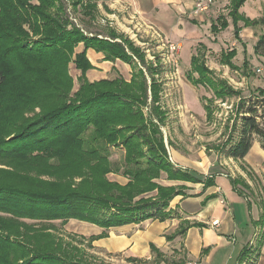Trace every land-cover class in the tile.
<instances>
[{"label": "trees", "instance_id": "obj_1", "mask_svg": "<svg viewBox=\"0 0 264 264\" xmlns=\"http://www.w3.org/2000/svg\"><path fill=\"white\" fill-rule=\"evenodd\" d=\"M245 1L230 2L229 16L235 26L239 21L247 26L264 24V17L253 21L239 13ZM69 2L74 9L81 5L90 16L95 11L90 0ZM227 25L226 19H219L212 29L217 32ZM97 35L70 19L64 0H0V161L6 164L0 168V264H110L88 251L92 237L85 244V237L61 233L54 222L65 225L77 219L108 230L149 218L165 219L172 212L166 210L169 201L179 188L165 187L155 180L165 173L168 179L198 181L189 172L174 169L169 161L154 121L165 119V112L157 105L158 84L151 85V110L146 113L149 87L142 70L131 82L122 78L90 82L86 78L92 65L85 52L74 51L80 43L103 51L107 59L125 62L132 60L127 45L139 62L146 64L141 50L123 35L111 32L110 39ZM117 38L122 42L115 41ZM255 50L264 54V34ZM234 56L235 50L223 56L222 62L235 67ZM199 59L193 57V67L200 82L217 98L240 96L241 92L224 80L211 76ZM71 62L82 72L75 91ZM148 72L154 70L149 67ZM205 108L211 119L210 103ZM235 111L227 138L215 148L223 158L243 159L255 139L264 149V91L240 97ZM111 144L125 149L122 162L108 161L105 150ZM85 147L92 148L91 152ZM67 157L81 167L76 174L63 175L65 185L57 189L53 167ZM42 161L49 167L40 177L49 179H21L24 169ZM106 172L121 173L128 182H107L103 178ZM230 182L253 193L241 179L231 178ZM155 190L156 196H147ZM258 221L254 242L242 249L239 264L247 255L255 264L260 256L264 222ZM129 261L144 263L137 258ZM162 261L170 263L157 251L155 262Z\"/></svg>", "mask_w": 264, "mask_h": 264}, {"label": "crops", "instance_id": "obj_2", "mask_svg": "<svg viewBox=\"0 0 264 264\" xmlns=\"http://www.w3.org/2000/svg\"><path fill=\"white\" fill-rule=\"evenodd\" d=\"M90 1L95 4V11L92 16L84 13L81 5H78L77 9H74L71 4L70 8L74 12L81 13L82 18L90 22H95L98 16L103 20L108 19V33H96L98 34L97 36L110 39L109 34L114 32L117 35H123L132 45L138 47L130 36L126 35L125 32H120L115 27V24L117 25L118 23L119 13L125 14L126 9H130L131 7L139 14V17L142 19L141 21L150 28H153L156 34L168 41V45L174 44L177 46V54L186 56V60L190 66L187 73L188 82L194 87H206L213 93L211 97L202 96L197 100L201 101L203 108L202 117L206 121V124L213 123L215 115L213 104L216 101L225 102L226 100H231V98H236L238 102L240 97L245 96L242 89L232 84L231 78L219 75L216 73L218 68L208 64L207 55L210 52L208 51L210 48L205 43L199 41L192 52L187 49V45H189L188 43H192L193 40L195 41L197 38L195 37V33L200 27L209 28L212 34H218L220 31L223 32L230 26H233L235 37L241 39V30H248V28L256 27L262 23L247 26L243 21H239L237 26H235L232 18L229 16L230 8L226 16L223 14L211 16L213 10L211 11L210 9L215 5L214 1L206 11H199L197 9V0ZM86 2L83 3V6ZM230 2L231 0L227 3V7H230ZM245 2L239 8V13L247 18L248 16L243 12ZM71 10L67 11L66 9L70 19L76 22L78 26L84 28L83 25L78 23L76 18L72 17ZM219 19L220 21L221 19L222 21L226 19L228 25L225 29L214 32L212 29L213 25L219 23ZM248 19L254 21L260 18L248 17ZM240 22H243V26L240 25ZM236 28H238V32L235 31ZM115 41L122 42L120 38L115 39ZM125 47L128 54L132 56V60L128 62L120 58H115L114 60L107 59L103 51L92 47L85 48L83 43L78 44L74 51L76 53L85 52L86 57L92 65L85 74L90 82L113 80L116 78H122L126 82H131L135 73L142 70L149 87L148 106L145 107L148 108L147 112L144 109L146 113H149L151 110L152 83L154 82L160 86L157 105L165 112V119L163 122H159L157 119H154V121L158 124L159 130L162 133L169 161H171L174 169L189 172L199 182L168 179L165 173H162L161 177L155 180L159 185L179 188V191L170 199L166 209L172 211L168 218H149L133 222L132 224L111 227L108 230L77 219L69 220L71 225L74 226L72 223L82 222V224L87 225L89 230H92L93 233L84 240V243L87 244L90 238H93L90 241L92 246L88 248L91 254L97 256L94 251V243H96L97 246L103 248L108 253L125 256L126 264H131L129 258L143 260V264H157L155 262L157 251L170 262L165 263L162 261L159 264H239V255L242 249L254 242L256 233L259 230L255 221L260 219L264 211V204L262 206L256 203L249 194V191L243 188V185L238 184L234 186L230 181L231 178L241 179L251 191L256 192L260 190L263 193L264 186L261 185H264V149L261 147L259 140L255 139L251 149L243 159H232L221 157L219 151L214 146L215 142L210 137H206V140H203L198 149L191 144L182 142L181 138L171 137L169 139L162 130L163 126L169 121L167 110L161 104L163 80L160 74L163 72L162 66L158 59L156 61L145 59L146 64H142L128 49L127 45ZM139 49L141 52L144 51L141 47ZM233 50H235V56L232 58V63L235 67L222 62L221 59ZM237 54L236 48L222 51L220 66L235 72L241 71L243 72V76H247V73L244 71L248 68L249 63L245 60L242 66L236 65L233 59ZM194 56L200 58L199 60L208 68L211 76L224 80L234 90L241 92L240 96L227 97L223 100L217 98L214 91L208 85L200 82L199 73L194 69L192 64ZM71 63L75 64L74 62ZM120 65L124 69H129L130 72L128 73V70H126V76L121 73L122 76L109 77L115 70L120 69ZM149 67L154 70V73L148 72ZM77 70L79 71L77 77H79L82 72L78 68ZM259 90L264 91V86H257L253 92H259ZM209 103L213 110L211 119L208 118V112L205 108ZM110 174L117 176V179H111V181H116L120 184L128 182V179L121 173L110 172ZM121 177L124 181L118 179ZM156 194L157 190L147 196H156ZM215 220L219 221L217 225L213 224ZM84 237L86 236L84 235ZM97 257L101 259L99 256ZM107 263L113 264L112 262ZM255 264H264V244Z\"/></svg>", "mask_w": 264, "mask_h": 264}, {"label": "rangeland", "instance_id": "obj_3", "mask_svg": "<svg viewBox=\"0 0 264 264\" xmlns=\"http://www.w3.org/2000/svg\"><path fill=\"white\" fill-rule=\"evenodd\" d=\"M214 2L215 5L210 9L211 11L213 10L211 16H218V14L226 16L229 11V7H227L229 0H214ZM64 3L67 11L71 10V2H69V0H64ZM126 10L125 14L122 12L119 13L118 23L117 25L115 24V27L120 32H125L126 35L130 36L135 41L138 47L140 46L144 49L142 53L146 60L156 61L158 59L163 69L162 74H160L163 80L161 104L163 108L167 110L169 115V121L162 129L165 135L168 136L169 139L171 137L181 138L182 142L191 144L197 149L201 146L203 140H206V137L213 139L216 148L220 146V144H222L227 138L231 126L234 123L236 116L235 110L238 104L237 99L231 98V100L229 99L225 102H221L220 100L216 101L215 104H213L215 111L213 123L206 124V121L202 117L203 108L201 101L197 100L202 96H213L212 91L206 87L192 86L187 79V73L190 68L189 63L186 60L187 57H184L183 54L178 55L177 50H172L170 45H168V41L156 34L153 28H150L141 21L142 19L139 17V14L136 13L133 8L130 7V9ZM243 12L250 18L264 17V0H247L244 4ZM71 15L76 18L78 23L83 25L84 29L88 32L108 33V19L103 20L98 16L95 22H90L84 20L81 13H77V11L74 12L73 10H71ZM240 25L243 26V22H240ZM262 33H264V25L262 24L253 28H248V30H241V39L235 37L233 26H230L223 32L220 31L218 34H212L209 28L206 29L205 27H200L195 33V37H197L195 41L193 40L192 43H188L187 41L189 44L187 45V49L192 52L199 41L205 43L210 48L208 50L210 52H208L207 55L208 64L220 69H217L216 73L229 79L231 78L232 80L230 79V81L232 84L235 87L242 89L245 96H249L257 86H264V54L256 53L255 51V45ZM232 48H236L238 52L237 56L233 59V62L236 65L242 66L245 60L248 61L249 66L246 71H244L247 73V76H243V72L241 71L235 72L220 66L221 52L229 51ZM119 68V70H115L111 73L109 77L121 75V73L126 76V70H128V73L130 72L129 69H124L122 65H120ZM69 72L72 76L71 78L74 80L73 90L75 91L79 86V80L77 77L79 71L75 64L71 63V65H69ZM147 110L148 108H145L146 112ZM39 111L40 108L36 109V112ZM3 116H5V114ZM85 137L87 138V135ZM84 150L91 152L89 150H92V148L85 147ZM105 153L107 154L108 161L111 160L117 163L122 162L125 157V149L114 144L108 145ZM86 155L90 156L88 153ZM54 166L55 167L53 168L55 169H53V171L56 173V179H53L56 181L57 189L62 188L63 185H65L63 175L68 173L76 174L81 167L77 161H72V157L64 159L62 164L60 161H57ZM48 167V164L43 161L32 168H28L29 170L24 169L21 166L19 167L20 169L23 168L27 171H23L21 179L26 181L27 177L30 179L39 178L41 174H45ZM0 168H6L5 162L0 161ZM17 177H20V175ZM40 178L46 180L49 179L48 176H41ZM103 178L108 182L111 179H117V176L106 172V175H103ZM118 179L124 181L122 177ZM96 186H99V184H96ZM102 188L106 189L104 187ZM251 196L256 203L263 206L264 192L262 193L260 190H257L256 192L253 191ZM258 222L262 224L264 222V216L260 217V221ZM54 224H56L57 227H60L59 230L61 233L75 234L81 238H84V235L86 236L85 238H88V236L93 233L92 230H89L87 225L82 224V222L72 223L74 226L71 225L70 221L66 225L61 221H55ZM94 246V251L102 260L112 262L113 264H126L125 256L108 253L103 248L97 246L96 243H94ZM250 257V255H247L243 264H253L252 261L250 262Z\"/></svg>", "mask_w": 264, "mask_h": 264}, {"label": "built area", "instance_id": "obj_4", "mask_svg": "<svg viewBox=\"0 0 264 264\" xmlns=\"http://www.w3.org/2000/svg\"><path fill=\"white\" fill-rule=\"evenodd\" d=\"M213 1L214 0H197V4H196L197 9L199 11H206L209 8V6L213 3ZM170 47L172 50H177V46L174 44H172ZM258 71H260V70H258ZM218 223H219V221L215 220L213 224L217 225Z\"/></svg>", "mask_w": 264, "mask_h": 264}]
</instances>
